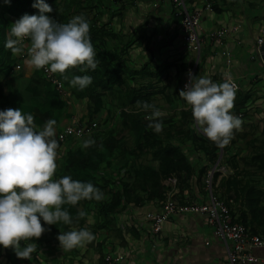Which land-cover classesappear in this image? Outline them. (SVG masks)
Returning a JSON list of instances; mask_svg holds the SVG:
<instances>
[{
  "label": "crops",
  "instance_id": "1",
  "mask_svg": "<svg viewBox=\"0 0 264 264\" xmlns=\"http://www.w3.org/2000/svg\"><path fill=\"white\" fill-rule=\"evenodd\" d=\"M78 2V12L71 17L82 14L86 18L97 37V56L102 51L105 61L117 70L114 76L118 79L106 91L96 89L103 96L102 111L91 119L88 115L91 100L77 99L67 90V116L60 121L56 132L75 121L82 125L95 121L97 136L112 132L116 135L111 143L119 156L118 148L135 149L136 138L129 135L133 129L127 116H134L136 125L148 127L145 118L148 113L136 103L146 101L166 113L159 134L173 130L170 142L182 147L192 172L188 178L185 174L172 175L168 180L171 189L161 201L142 193L139 182L135 181L129 189L132 200L115 202L108 218L92 209L82 223L78 221L53 235L33 239L30 242L37 245V251L32 253L31 260L19 259L13 251L6 256L1 247L0 264H104L108 254L119 256L120 264H225V248L213 235L205 215L174 214L156 235L151 233L145 215L159 212L169 195L182 205H201L209 201L211 193L229 208L233 222L243 225L251 235L264 237V167L257 161L259 153L251 145L260 142L261 138L254 137L264 128V65L256 55V40L264 28V0H212L211 10L202 16L197 51L184 43L180 17L175 15L169 1ZM206 2L185 0L190 11L203 8ZM7 19L10 25L18 20ZM223 29L227 33L218 36L216 33ZM25 51L12 55L20 61L24 77L29 78L36 69L27 65ZM189 70L194 76H207L217 83L228 78L238 86L232 112L242 114V128L234 133L224 155L220 151L214 163L208 162L204 153L193 152L190 140L182 138L188 125L196 128L186 102L179 96ZM90 73L91 70L80 71L81 76H91ZM61 147L64 149V145ZM150 159V153L144 154L137 159L136 166H147ZM202 169L205 174L212 172V180L216 174L210 189L203 183L205 175L198 177ZM82 228L91 231L95 240L82 248L62 249L57 236ZM250 251L259 260L256 264H263L264 248Z\"/></svg>",
  "mask_w": 264,
  "mask_h": 264
},
{
  "label": "clouds",
  "instance_id": "2",
  "mask_svg": "<svg viewBox=\"0 0 264 264\" xmlns=\"http://www.w3.org/2000/svg\"><path fill=\"white\" fill-rule=\"evenodd\" d=\"M33 7L40 14H25L11 24L4 47L17 56L27 49L29 67L59 74L72 87L86 89L92 83L91 76L77 75L69 80L66 73L73 68L85 72L98 66L89 22L82 14L67 23L56 22L45 15L53 11L45 0H35ZM236 91L237 85L231 79L217 83L207 76H194L189 70L188 83L179 92L191 109L195 127L219 147L227 146L242 128V118L232 112ZM136 103L148 113V127L161 132L166 113L146 101ZM56 123L48 119L38 128L32 114L13 108L0 111V246L12 249L19 259H32L37 245L30 241L42 237L48 230L44 225L73 224L64 205L104 199L101 190L90 182L74 180L70 175L55 178L61 147L56 138ZM94 143L87 139L83 146ZM85 215L80 211L77 219ZM57 239L62 249L72 250L85 247L95 236L82 228L61 232Z\"/></svg>",
  "mask_w": 264,
  "mask_h": 264
},
{
  "label": "trees",
  "instance_id": "3",
  "mask_svg": "<svg viewBox=\"0 0 264 264\" xmlns=\"http://www.w3.org/2000/svg\"><path fill=\"white\" fill-rule=\"evenodd\" d=\"M45 2L53 9L52 12L45 13V15L58 23H67L72 18V13L78 12L80 7L78 0H45ZM34 3L35 0H9L8 3H5V0H0V111L13 108L20 109L24 114H32L38 128H42L48 119H54L57 122L55 125L57 128L60 121L67 116L66 100L62 99L55 88L45 81L42 69L35 70L31 77L25 78L21 72L20 61L13 57L10 49L4 47L10 31V23L7 18L19 19L25 14L39 15V9L33 7ZM90 37L93 47L97 48L95 31L90 30ZM96 58L99 63L95 69L97 71L91 70L92 83L82 91L72 87L69 81L64 80L59 74H55L71 95L77 99L87 97L91 100L88 113L90 119L98 116L102 111L103 96L101 93L97 94L96 89L106 91L112 88L118 79V76H114L117 70L112 69L111 64L105 61L102 51H99ZM17 66L20 67L19 70L16 69ZM66 74L69 80L73 76H81L79 68L70 69ZM127 119L133 129L129 135L136 138L135 149L118 148V151L121 152L119 156L115 154L116 151L111 143V139L115 140L116 138V135L112 134L113 132L102 133L99 136L94 133L89 137L68 139L62 144L64 149L61 159L57 161V179L64 175H70L74 180L92 183L102 193L108 189L101 201L83 200L76 206L64 205L63 207L73 217V224L78 221L82 223L92 209L97 210L100 216L108 218L114 211L115 202L132 200V193L129 189L135 181L139 182L142 193L161 201L165 198V193L167 195V191L171 189L168 180L172 175L179 177L185 174L186 178L191 175L192 168L182 147L170 142V138H173V130H167L161 135L151 128L136 125L137 119L134 116H127ZM125 132L124 129L122 134L125 135ZM182 138L189 139L193 147L191 150L204 153L206 160L210 163L217 160L220 151L223 152V155L226 151V146L219 147L212 143L190 125ZM254 138H261L256 145H251L259 153L257 161L264 167V128ZM87 139H92L95 143L90 147H84L83 142ZM148 153L151 154L150 163L147 166L137 167L135 163L137 159ZM205 173V169H202L198 177L206 176ZM215 178L216 174H213L212 181ZM119 186L120 188H118ZM80 211L86 215L77 219ZM41 223L43 224V221ZM69 226L71 225H64L62 222L57 225H44L48 230L42 236L53 235ZM4 250L6 256L12 251L10 248Z\"/></svg>",
  "mask_w": 264,
  "mask_h": 264
},
{
  "label": "built area",
  "instance_id": "4",
  "mask_svg": "<svg viewBox=\"0 0 264 264\" xmlns=\"http://www.w3.org/2000/svg\"><path fill=\"white\" fill-rule=\"evenodd\" d=\"M166 1L171 2L175 8V15L180 17V26L183 33L184 43L187 45V47L197 51L199 49L198 34L202 31V16L205 11L211 10L212 0H208V2L204 4L203 8L193 11L188 10L185 0ZM225 33H227V30L223 29L218 31L216 34L221 36ZM25 43L29 44V41H25ZM263 43L264 28L260 30V35L256 40V55L259 58V48ZM25 50L27 53V49ZM16 69L19 70L20 67L17 66ZM42 74L45 81L50 83L55 88L56 92L61 96L62 99L66 100L68 92L64 87L63 82L57 76H55V74H52L44 69H42ZM186 83H188V72L181 85V90L184 88ZM187 107L191 113L190 107L188 105ZM236 116L242 117V114H238ZM73 123V125L66 126L63 128V130L56 132V138L58 139L60 146H62V144L68 139H80L83 137L92 136L98 127L95 121L84 125L78 121ZM173 182L175 183V180ZM204 182L205 185L210 189L212 184V172L209 171L206 174ZM174 214L205 215L209 225L213 229V235L222 242L225 248V264H256L259 262V260L251 254L250 250L264 248V237L251 235L243 225L233 222L229 208L211 193L209 196V201L201 205L196 203L182 205L169 195L163 201L159 212H148L145 215L147 221L150 224L151 233L154 235L159 234L162 230V225L164 222ZM120 260L121 258L119 256L108 254L104 257V264H120ZM261 263L264 264V260H261Z\"/></svg>",
  "mask_w": 264,
  "mask_h": 264
},
{
  "label": "water",
  "instance_id": "5",
  "mask_svg": "<svg viewBox=\"0 0 264 264\" xmlns=\"http://www.w3.org/2000/svg\"><path fill=\"white\" fill-rule=\"evenodd\" d=\"M259 53H260V60L262 64L264 65V43L260 46Z\"/></svg>",
  "mask_w": 264,
  "mask_h": 264
},
{
  "label": "rangeland",
  "instance_id": "6",
  "mask_svg": "<svg viewBox=\"0 0 264 264\" xmlns=\"http://www.w3.org/2000/svg\"><path fill=\"white\" fill-rule=\"evenodd\" d=\"M264 121V120H263ZM257 134L259 133V130H257V132H256ZM61 150V153H62V151H63V147H61L60 149H59V151ZM58 161H59V159H58ZM203 183H205V182H203Z\"/></svg>",
  "mask_w": 264,
  "mask_h": 264
}]
</instances>
